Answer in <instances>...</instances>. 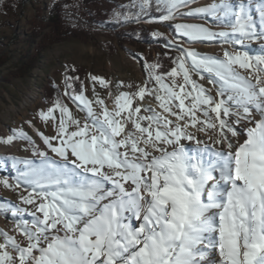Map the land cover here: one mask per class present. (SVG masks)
Listing matches in <instances>:
<instances>
[{"label":"snow or ice","instance_id":"6c2138e0","mask_svg":"<svg viewBox=\"0 0 264 264\" xmlns=\"http://www.w3.org/2000/svg\"><path fill=\"white\" fill-rule=\"evenodd\" d=\"M188 3L157 0L160 19H174ZM149 5L142 0L140 7ZM193 11L234 16L236 44L264 39V28L256 30L243 5L233 11L220 0ZM175 30L191 40L228 36L201 24H177ZM172 44L180 51L176 66L157 74L159 65L147 64L148 81L129 85L136 90L117 95L112 110L99 97L93 108L83 85L76 92L66 78L65 95L86 112L85 121L59 100L39 113L55 134L38 135L59 160L39 151L40 166L26 162L18 179L32 191L20 200L35 211L31 222L15 224L26 243L0 230V264H264V55L226 50L220 59ZM201 71L221 82L215 97L191 78ZM91 80L108 87L102 78ZM146 95L159 110L133 104ZM209 132L208 142L197 139ZM17 138L29 139L14 131L0 143ZM0 183L19 187L7 179ZM0 210L18 211L4 204Z\"/></svg>","mask_w":264,"mask_h":264},{"label":"rangeland","instance_id":"374dc122","mask_svg":"<svg viewBox=\"0 0 264 264\" xmlns=\"http://www.w3.org/2000/svg\"><path fill=\"white\" fill-rule=\"evenodd\" d=\"M51 0H11L5 6L0 5V56L6 62L0 67V138L11 135L14 131H23L29 139L17 138L11 144L0 143V181L7 179L10 184L17 185L18 188H6L0 183V204L12 205L18 210L15 216L12 211L0 210V230L15 236L22 244L26 243L24 238L15 229V224L20 220L31 222L30 212L35 211L33 205L25 204L20 200L21 195H27L32 191V187L23 180L18 179L21 174L28 170V163L40 166L43 157L37 153L46 152L49 160H59L54 153L43 143L39 132L51 136L55 134L52 122L45 123L41 120L39 113L52 107L54 102L59 100L66 104L74 118L85 121L86 112L81 110L77 102L65 95L66 78H71L68 83L79 92L83 85V93L88 100L92 101L93 108L98 109L95 104L97 97L105 101L109 108L110 103L121 92L135 91V87L142 86L148 81L140 62L134 56L135 50L132 46L125 48L116 44L113 30L100 25L86 26L72 11L65 12L66 21L74 28L86 32L88 39L80 40L67 38L47 45L38 52V38H34V33L41 31L45 33L44 27L46 17L49 15ZM141 1V0H136ZM220 0H189L187 6L180 8L174 14V19L147 24L150 35L161 33L167 39L177 56L180 51L175 45H181L183 49L194 50L201 56L224 59V52L247 51L249 55H264V39L245 40L244 45L235 43L238 34L231 32L230 25L235 23L234 16L219 19L217 15L210 12H194V9H207ZM233 11L244 9L259 32L264 28V20L261 19V11H264V0H226ZM1 4V0H0ZM192 12L191 15L188 13ZM177 24H201L209 28L214 33L227 32V37L216 35L212 39L191 40L177 33ZM151 51H154L153 49ZM38 55L37 63L26 76L16 77L10 73L15 71L21 63ZM155 57V54L153 55ZM148 64H153L151 60ZM176 65L174 64L173 67ZM237 70L241 75L247 76L244 69ZM170 72V70L168 71ZM166 72V73H168ZM159 73L157 74H166ZM191 78L205 89H210L215 97L217 90L221 87V82L214 74L206 71L191 72ZM102 78L108 83V87H103L99 80L95 83L91 77ZM203 77V78H201ZM213 80L215 83H210ZM178 82H182L181 77H177ZM165 83H171L166 77ZM47 84L55 85L59 88L61 96L48 103L44 97V87ZM148 87L155 89L154 81L148 83ZM228 93L225 94V98ZM219 99L220 97H216ZM151 105L158 108V102L153 96H147L143 101L135 99L133 104ZM187 103V101H186ZM110 109V108H109ZM142 114H144L142 112ZM59 118V112L55 113ZM259 119V118H257ZM247 122H244L246 124ZM243 127L236 126L241 141ZM74 130V129H72ZM28 162V163H26ZM0 242H3L0 237Z\"/></svg>","mask_w":264,"mask_h":264},{"label":"trees","instance_id":"16d2710c","mask_svg":"<svg viewBox=\"0 0 264 264\" xmlns=\"http://www.w3.org/2000/svg\"><path fill=\"white\" fill-rule=\"evenodd\" d=\"M10 1L1 0L0 5L5 6ZM141 3L142 0L140 2L136 0H51L49 15L44 22L47 31L43 34L41 31L34 33V38L39 37L38 52L47 45L63 39H88L85 31L74 28L66 21L65 12L72 11L86 26L100 25L113 30L116 44L120 47L132 46L135 50L134 56L140 62L147 78V59L159 65L157 72L166 73L173 67L177 54L164 36L152 37L147 26V24L161 22L162 11L157 10V0H150V5L143 10L140 7ZM152 49L154 51H151ZM154 54L155 57H153ZM37 58L38 55L35 54L25 59L10 74L16 77L26 76L37 63ZM5 62L6 59L0 56V67ZM60 96L57 86L47 84L44 87L43 97L48 103Z\"/></svg>","mask_w":264,"mask_h":264},{"label":"bare ground","instance_id":"6f19581e","mask_svg":"<svg viewBox=\"0 0 264 264\" xmlns=\"http://www.w3.org/2000/svg\"><path fill=\"white\" fill-rule=\"evenodd\" d=\"M256 1L257 2H261L263 0H256ZM236 11H239V9L237 8ZM114 107H115V104H114V101H112L110 103V106H109L110 109L109 110H112ZM255 116H256V118H259L258 114H255ZM242 125H244V124H239V125H236V126L242 127ZM208 135H211V133L209 132L207 135L205 133H197V139L204 140V141L208 142ZM183 142L186 144V146H194V145L191 144V142H187V141H183ZM240 142H242V141L240 140ZM38 215H40V214L38 213ZM30 216H31V212H30ZM31 220H32V216H31Z\"/></svg>","mask_w":264,"mask_h":264}]
</instances>
